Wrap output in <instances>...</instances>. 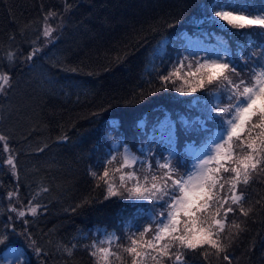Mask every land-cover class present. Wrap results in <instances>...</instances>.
I'll list each match as a JSON object with an SVG mask.
<instances>
[{
	"label": "trees",
	"instance_id": "obj_1",
	"mask_svg": "<svg viewBox=\"0 0 264 264\" xmlns=\"http://www.w3.org/2000/svg\"><path fill=\"white\" fill-rule=\"evenodd\" d=\"M209 2L0 0V72H10L13 78L12 89L0 95V132L10 134V146L17 153L23 203L27 204L30 193L38 188L48 189L38 198L47 210L27 218L32 239L47 253L46 264H94L85 245L103 238L97 236V229L115 232L118 243L127 246L125 225L132 220V210L123 211L127 202L121 197L105 200L104 189L95 186L89 168L102 171L96 169L95 161L116 135L114 127L119 128L121 139L127 135L131 143L137 124L151 127L165 113L173 118L186 112L198 114L199 106L193 109L192 100H203V93L181 95L171 86L157 91L161 88L158 74L167 73L168 57L174 59L177 50L187 55L185 49L191 52L217 45L220 37L208 33L218 29L200 25L204 5ZM49 10L61 13L65 25L61 30L55 20V43L48 44L30 64L10 62V52L22 48L27 54L29 42L39 40L35 47L43 43L42 17ZM223 36L230 40L234 52H240L235 43L243 41L242 37L227 32ZM252 39L257 45L264 43L258 36ZM258 51L259 47H251L250 52ZM237 71L248 69L238 67ZM65 136L66 141L62 139ZM185 142L182 133L181 152ZM6 158L0 151V162ZM0 181V221L6 222L7 192L16 186L7 165L0 167ZM241 189L247 194L244 207H255L246 221L238 218L247 231L229 249L232 264H264V174ZM86 200L91 203L77 208ZM13 220L16 233L0 246V253L11 245L31 246L23 234L24 224ZM73 243L77 247L71 256L58 250L60 245L71 247ZM29 258L35 264L36 257ZM189 262L204 264L197 254H189ZM126 264H131L130 259L126 258ZM209 264L226 262L212 256Z\"/></svg>",
	"mask_w": 264,
	"mask_h": 264
},
{
	"label": "snow or ice",
	"instance_id": "obj_2",
	"mask_svg": "<svg viewBox=\"0 0 264 264\" xmlns=\"http://www.w3.org/2000/svg\"><path fill=\"white\" fill-rule=\"evenodd\" d=\"M204 7L200 25L218 29L208 33L212 38L220 37L217 45L191 52L185 49L187 55L177 50L174 59L168 57L167 73L158 74L161 88L157 90L171 86L181 95L203 93L202 105L199 98L192 100L193 109L200 106L199 113L192 116L186 112L175 118L165 113L151 127L137 124L131 143L127 135L121 139L119 128L114 127L116 135L95 161L96 169L102 171L89 168L95 186L103 187L105 200L121 197L127 202L123 211L132 210V220L125 225L127 246L120 245L116 233L106 229H97L102 239L85 245L94 264H126V258L131 264H190L189 254L199 255L204 264H209L212 256L232 264L229 249L247 231L244 221L250 218L255 205L244 207L247 194L241 186L247 188L254 177L264 174V43L257 45L252 39L255 35L264 41V3L210 0ZM56 17L63 19L55 10L42 17L41 36L46 41L42 47L34 46L39 40L29 42L27 54L21 48L10 52L7 59L30 64L39 58L48 44L55 43L56 29L49 21ZM63 27L61 24V30ZM226 32L243 38V46L238 45L239 55L223 36ZM249 46L259 47L260 51L249 52ZM238 67L248 71L242 73ZM12 79L10 72H0V95L12 89ZM212 100L215 103L209 106ZM182 133L186 137L183 152ZM10 143V134L0 132V151L7 154L0 167L7 165L16 181L15 188L7 192L9 215L6 222L0 221V246L16 233L14 213L25 226L23 234L31 241L35 264H46L47 253L32 239L26 217L37 216L38 209L47 210L38 198L48 189L38 188L30 193L27 204L23 203L17 153ZM90 203L86 200L77 208ZM145 217L149 223L139 224L138 220ZM240 217L244 221L238 222ZM131 228L136 231H129ZM76 247L75 243L71 247L60 245L58 250L71 256ZM21 264H31L30 258Z\"/></svg>",
	"mask_w": 264,
	"mask_h": 264
},
{
	"label": "rangeland",
	"instance_id": "obj_3",
	"mask_svg": "<svg viewBox=\"0 0 264 264\" xmlns=\"http://www.w3.org/2000/svg\"><path fill=\"white\" fill-rule=\"evenodd\" d=\"M55 20H56L57 25L59 26L61 24L62 19H60L59 17H56V19L54 18V21H51V22L49 21L50 26L53 28L56 27L55 23H54ZM45 42L46 41L43 39V43L39 47H42ZM200 55L202 56V55H204V53H201ZM195 146L199 147L200 145L196 144ZM183 171H184V169H183ZM13 202L16 203L15 200ZM17 207H19V206L17 205ZM41 212H43L42 209L37 210V214H39ZM12 216L14 219L15 214L13 213ZM28 217H32V216L29 214L26 218H28ZM17 221H19V220H17ZM20 222H22V221H20ZM138 223L141 225H145V224L149 223V221L146 218V219H143L142 221H140ZM31 253H32V248L29 245L28 246L23 245V244L11 245V246L5 248L1 252L0 264H12L13 262H21L23 260H26L31 255ZM17 257H20V260H17L16 259Z\"/></svg>",
	"mask_w": 264,
	"mask_h": 264
}]
</instances>
